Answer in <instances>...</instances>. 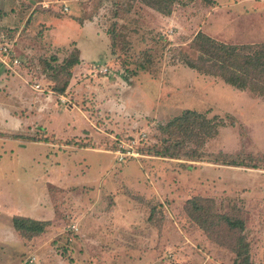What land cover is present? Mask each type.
I'll use <instances>...</instances> for the list:
<instances>
[{
  "label": "rangeland",
  "instance_id": "374dc122",
  "mask_svg": "<svg viewBox=\"0 0 264 264\" xmlns=\"http://www.w3.org/2000/svg\"><path fill=\"white\" fill-rule=\"evenodd\" d=\"M160 2L0 0V41L21 59L0 63L4 222L46 223L17 230L0 264H235L240 235L264 264V93L184 63L198 33L264 44V0ZM78 39L96 46L85 59Z\"/></svg>",
  "mask_w": 264,
  "mask_h": 264
},
{
  "label": "trees",
  "instance_id": "16d2710c",
  "mask_svg": "<svg viewBox=\"0 0 264 264\" xmlns=\"http://www.w3.org/2000/svg\"><path fill=\"white\" fill-rule=\"evenodd\" d=\"M160 1L167 2L168 0H149V3H157ZM205 1L208 2L210 0ZM161 11L163 13L172 12L171 9L166 10L164 8H161ZM4 34L5 33H1L0 36L4 37ZM192 48L196 49L198 54L195 57L194 55L192 57V55L188 54L190 56L185 59L184 63L189 67L203 73L220 76L226 83L231 84L232 86L238 88L251 87L254 90L264 93V44H228L218 41L204 33H198L193 40ZM79 62L80 59L77 57V59L68 61L67 66L72 67ZM61 91H64V89H61ZM186 114L187 117L192 116L186 120V122H188V126L192 125V129H195V124H197V121L201 120L203 124H201V126H205V117L201 119L200 113L189 110ZM175 120H177L180 126L185 123L184 119L181 117ZM211 122V120H207L205 122L207 124L205 127L207 130L205 131V133L207 132V136L214 135L216 132L215 125ZM171 126L173 125L170 124L169 127ZM162 154L164 155L165 153L162 152ZM231 163L234 165L237 164V162ZM191 203L195 209L200 210V213L204 217L206 216L205 214L209 215L207 211H205V214L202 213L201 210L205 209V207H202V205L199 206L197 202L191 201ZM217 217L225 218L231 227H239L242 231L245 229V222L242 219H230L227 215H217ZM210 219L211 216H208L205 219H203L202 216L199 218V224L209 233L211 232V225H214L213 223L211 224ZM12 222L15 229L27 237L32 236L31 234H38L42 232L44 230V226L46 225L45 222L40 220L20 215L14 216ZM237 245L238 246L234 249V251L236 253V257L241 259V263L255 264L249 260V244L244 240L242 235L238 237ZM238 259L235 261V264H238Z\"/></svg>",
  "mask_w": 264,
  "mask_h": 264
},
{
  "label": "crops",
  "instance_id": "0c3cea01",
  "mask_svg": "<svg viewBox=\"0 0 264 264\" xmlns=\"http://www.w3.org/2000/svg\"><path fill=\"white\" fill-rule=\"evenodd\" d=\"M63 1L68 2V0H63ZM52 18H54V15H52ZM54 19H56V20L53 23H56L57 25L63 23V21H60V19H58L57 17H55ZM88 26H90V25H88L86 23V24H84L83 27L82 26H79V27H76L77 29H73V30H75V31L77 30L79 32V31H81L82 28H84L86 30L88 28ZM94 28L95 27H91V29H93V31L96 32V30ZM70 29H72V28H70ZM53 32L55 33V35L57 34V39H58L59 38L58 37L59 29L58 28L57 29H54ZM68 33L69 32L67 31V34ZM77 42H78L77 46H78V48L81 51V59H85V57H84V51H87V49L89 51L93 52V48L95 46L94 44L93 45L92 44L87 45V43L83 44L82 43V40H80V39H78ZM49 128L54 129L55 130V133L58 134L57 135L58 137L62 138V136H65L64 131L55 129V127L52 126V125H50V127L48 126V129ZM50 132H52V131L50 130ZM68 136H70V134ZM29 143H34V142L33 141H29ZM6 199L7 198L5 196V189L1 186L0 187V208L3 207L4 208V211H2L3 216L0 218L1 219V221H0V252L4 256H6V255L9 256L10 258H9L8 261H11V259H12L11 257L13 255H16L17 254L16 253V251H17L16 250L17 249V244H16V240H17V230L13 226V222L11 223L10 220H9V222H4V219H6V218H9L10 219L13 216L12 206L7 203ZM9 200L12 201L11 198ZM10 264H11V262H10Z\"/></svg>",
  "mask_w": 264,
  "mask_h": 264
},
{
  "label": "built area",
  "instance_id": "2783aa9c",
  "mask_svg": "<svg viewBox=\"0 0 264 264\" xmlns=\"http://www.w3.org/2000/svg\"><path fill=\"white\" fill-rule=\"evenodd\" d=\"M66 9L68 10L67 7ZM0 63L10 70L21 63V59L17 57L15 51L13 52L8 42H0Z\"/></svg>",
  "mask_w": 264,
  "mask_h": 264
}]
</instances>
